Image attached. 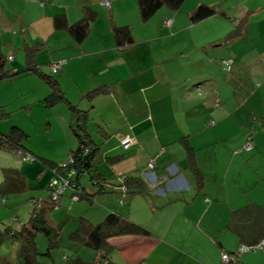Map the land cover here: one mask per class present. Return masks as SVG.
I'll return each mask as SVG.
<instances>
[{"label":"crops","instance_id":"obj_1","mask_svg":"<svg viewBox=\"0 0 264 264\" xmlns=\"http://www.w3.org/2000/svg\"><path fill=\"white\" fill-rule=\"evenodd\" d=\"M106 1L109 7L104 5ZM45 3L42 8L32 4L36 14L30 27L35 29L43 22L45 33L64 37L49 49L54 63L65 62L63 76L56 79L67 102L55 108L62 106L59 114L64 120L67 150L71 153L79 145L69 104L78 105L89 111L87 130L94 140L92 147L98 149L95 163L104 188L97 192L100 185L84 174L92 184L86 187L82 176L80 183L86 193L95 194L93 201H74L70 191L60 198L58 211L48 215L51 225L64 223L59 244L75 253L74 259L103 260L102 251L97 254L81 248L71 235L81 219L98 225L116 213L121 221L148 233L110 238L114 249L109 264H222L224 251L235 252L249 245L229 231L227 224L233 211L250 204L264 206V0H185L178 11L163 6L148 21L141 19L138 0ZM86 5L97 15L86 39L78 44L67 29H55L53 17L64 14L73 25L84 16ZM201 5L215 7L218 12L193 23L190 16ZM166 19L173 21L171 26L165 25ZM115 26H129L135 42L118 47ZM42 31L34 30L36 39L45 37ZM43 42L49 45V40ZM82 70L87 79L80 76ZM99 86L103 91L89 98ZM230 118L239 125L232 134L234 144H220L217 150H223L219 156H231L230 166L240 168L231 176L205 174L203 161L213 150L211 136L219 137L224 123L225 134ZM244 127L250 133L248 139L242 135ZM124 137L133 139L129 149L121 144ZM248 143L252 150L238 155L236 151ZM215 152L216 148L213 156ZM152 160L155 174L148 179L145 173ZM243 163L248 166L245 170ZM20 165L22 175L14 179L8 195L31 192L27 174L35 166ZM37 166L46 178L39 187L48 192L44 196L30 194V216L38 201L49 200V184L55 176L42 161ZM126 176H141L148 191H134L133 181L122 186ZM21 204L24 202L16 205ZM16 220L17 226H7L18 229L26 223ZM262 224L256 230L264 232ZM36 241L41 264H66L71 258L57 254L60 251L47 255L49 242L43 234H38ZM6 243L15 249L12 257L20 264L17 244L6 241L1 246ZM255 243L262 247L244 253L236 264H264V235ZM1 259L2 264L14 260L7 258L5 251Z\"/></svg>","mask_w":264,"mask_h":264},{"label":"trees","instance_id":"obj_2","mask_svg":"<svg viewBox=\"0 0 264 264\" xmlns=\"http://www.w3.org/2000/svg\"><path fill=\"white\" fill-rule=\"evenodd\" d=\"M42 0L41 4L44 5ZM185 0H138L140 16L143 21H148L160 8L166 6L173 11H178ZM215 7L201 5L190 16V20L193 23L201 21L207 17L213 16L217 13ZM96 11L91 6L86 5L84 9V16L78 22L70 25L64 14H57L53 17V23L55 29H67L74 40L81 44L87 37L91 25L96 18ZM115 42L118 47L128 46L135 42L132 32L129 26H115L114 27ZM47 48L46 43H36L33 47L24 45L23 49L26 54L27 68L22 72H36L38 73L48 84L51 86V93L46 96L42 104L45 107H54L62 102H67L66 94L60 87L56 78L47 75L42 72L38 64H35L34 56H37L40 52ZM7 58L1 51V36H0V81L10 78L19 72H14L6 68ZM11 57L9 60H12ZM54 64V63H53ZM52 64V65H53ZM103 91V87H98L88 94L89 98H93ZM70 110L74 119V131L79 140V145L76 150L71 151L70 159L72 161L67 162V167L62 168L61 164H58L49 159L40 158V160L48 167L52 168L56 174L67 175V173H73L70 179L75 183L76 191H70L72 196L77 195L79 200L86 198L93 201L95 194L86 193L83 185L80 183V177L87 175L89 180L94 185H100L97 192H104L102 187V181H100L101 173L96 169V152L98 149L93 148L92 143L94 140L90 132L87 130V121L89 120V111L82 110L78 105H70ZM10 116L5 110L0 112V120L6 119ZM29 138L28 134L19 127H12L8 133L0 132V149L4 151H10L16 154L21 150L25 153H30L36 158V156L25 147V141ZM98 145V144H97ZM65 169V170H64ZM155 169V168H154ZM4 180L0 183V195L6 197L9 191H13L11 184L17 176L22 175L20 169L12 167H4L1 169ZM54 176V177H55ZM53 177V178H54ZM131 181V182H130ZM132 181L134 182L132 184ZM137 192H147L148 187L143 181L141 176L138 177H124L122 179V186H129ZM128 188V187H127ZM15 189L14 191H16ZM49 200L38 201L37 207L33 210L29 220L22 224L20 228L13 229L11 226L4 228L0 227V246L6 242H12L17 244L16 258L20 264H41L39 257L41 253L37 248L36 237L38 234H43L49 242V249L47 255L51 254V251L59 247V238L64 223H60L57 226L50 224L48 215L51 211L58 207L60 198L58 201L52 200V194L49 185ZM45 202V204H44ZM264 216V206L257 204H250L242 209L233 211L227 224V229L236 234L242 243H248L249 245H242L248 247H255L259 238L264 235L263 230L258 231L256 228H260L259 224L264 220H260V217ZM262 224V225H263ZM261 225V226H262ZM261 233L260 235L256 233ZM148 231L135 225L131 222L121 221L119 215L116 213L110 214L107 218L98 225H93L85 219H81L78 230L71 235V239L79 244L81 248H86L94 253H104L103 260L97 263L84 260L82 257L70 258L66 264H109L110 254L114 247L111 246L108 240L112 237L127 234H147ZM255 237L254 240L252 237ZM240 246V247H242ZM237 251V250H236ZM235 251V252H236ZM232 253V252H231Z\"/></svg>","mask_w":264,"mask_h":264},{"label":"rangeland","instance_id":"obj_3","mask_svg":"<svg viewBox=\"0 0 264 264\" xmlns=\"http://www.w3.org/2000/svg\"><path fill=\"white\" fill-rule=\"evenodd\" d=\"M45 1V5L55 2V0ZM35 3L41 7V2L39 0H0L1 51L5 58H7L6 68L9 70L11 69L14 72L20 71V73L0 81V112L5 110L10 114V116H8L6 119L0 120V132L8 133L12 127H19L23 129L29 136V138L25 141V147L30 152L34 153L36 157H44L54 160L58 164H63L69 161L70 151L67 150V140L62 130L64 120H62V116L59 114L61 112L60 110L62 109V106H57L56 108L55 106L45 107L42 104V101L51 93V86H49V84L36 72H22L27 68L26 54L23 49L24 44L27 43L29 46L33 47L36 42H43L45 39H47L49 40V45L47 44V48H45V50L40 52L37 56H34L35 64H38L42 72L47 75L57 79L63 76V71H61L62 69L60 70L61 72H54L52 67V64L54 63L52 61V57L54 54L51 53L52 50L49 48H55V46L59 44V42L62 41L64 37L62 38V35L58 37L53 35L51 36L50 32L45 33L46 28L44 29L41 26L43 22L36 24L35 29L30 27V20H32L36 14L31 6ZM230 24L232 25L233 22H230ZM34 30H37L38 32L45 30L42 31V34L45 37L42 40L40 37L36 39V33ZM9 56H12L14 59L9 60ZM80 76H83L84 79H87V75L84 70H82V75ZM66 80L67 78L64 80L63 84H65ZM68 88H71V86ZM198 93H201V89ZM230 120V123L228 122L226 125L227 128L225 134H222L225 128L224 123L221 130L222 133H219L218 135L219 137L214 134L211 136V141L213 142L211 149L213 150L210 151L212 156L205 157L203 161V163H205V174L231 176L238 168H240L238 165L230 166L229 161L231 160V156H228L227 153H225L223 156H219L220 152L223 150H217L219 146H222L220 144H223L224 147L225 144H234L232 134L234 131L238 130L239 125L234 124L233 118H230ZM251 129L253 130V128ZM242 131V135H247L246 139H248L250 135L248 129L244 127ZM227 133L231 135H228ZM95 136L99 135L96 134ZM217 138H219V141L215 142ZM244 147L245 145L242 147V149H239V152L236 151V153L238 155H240V153L243 151L245 153L246 150H244ZM215 148L216 152L213 156V151ZM38 157L33 162H24L17 154H14L13 152L0 150V167L4 166L21 169L20 164H27L30 167L35 166L33 171H28L29 173L27 174V176L30 177L29 182L31 183V192L17 194L16 196L7 194V197L0 195V227L4 228L7 225L17 226L18 222L16 219H18V221L21 219L23 222H27L30 217L28 214V209L31 208V203H29V200H32L30 194L32 193L36 196H44L45 193L48 192L46 187H43L45 190H42L41 187H39L42 182H45L44 180L46 178L44 172H42L40 175L41 169H39L37 165H40L41 160ZM242 166L244 170L248 167L244 163ZM48 171L53 173V170ZM1 179H3V177L0 169V180ZM82 183H84L88 188L92 184L86 176H82ZM3 200H9L10 202L5 205ZM21 202H24V204L16 205ZM65 206L66 205H63L62 207ZM56 209L54 211H58ZM84 250L86 251V249ZM4 251L7 258L14 259L11 264H16V260L14 258L15 249L13 250V247L10 243L0 246V264H2L1 258L2 252ZM54 251H60L57 253L60 256H62V253L70 257L75 255V253L72 254L68 248H66L64 245L61 246L60 244L57 249L51 251V254ZM88 252L90 253L91 251ZM12 255L14 257H12ZM42 257L43 256H41V258Z\"/></svg>","mask_w":264,"mask_h":264},{"label":"built area","instance_id":"obj_4","mask_svg":"<svg viewBox=\"0 0 264 264\" xmlns=\"http://www.w3.org/2000/svg\"><path fill=\"white\" fill-rule=\"evenodd\" d=\"M104 5L109 7L110 3L108 1H106L104 3ZM164 23L167 26H171L173 21L171 19H166L164 21ZM263 60H264V55H263ZM64 64H65V62H63V61H59V62L54 63L52 65L54 72L60 71L63 68ZM121 144L125 149H129V147L133 144V139L130 137H124L121 141ZM244 150H246V151L252 150V145L250 143H248L244 147ZM16 154L25 162H33L35 160V158L32 154L25 153L21 150L17 151ZM69 160L72 161L71 159H69ZM61 166H62V168H66L67 163H63V164H61ZM154 168H155V161L152 160L148 164L149 171L145 173V176L148 179H150V177H152L155 174ZM72 175H73V173H67V175L56 174V176L54 178H52L49 185H50V190H51L53 201H58V199L67 191H73V192L76 191L75 190L76 189L75 183H73L70 179V176H72ZM71 198L74 201L79 199V197L77 195H73V196H71ZM261 247H262V245H258L255 247L242 246L236 252L231 253V252L224 251L222 253V256H221L222 264H236L239 262L240 257L244 253L250 252V251L255 250V249H259Z\"/></svg>","mask_w":264,"mask_h":264}]
</instances>
